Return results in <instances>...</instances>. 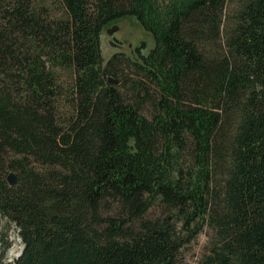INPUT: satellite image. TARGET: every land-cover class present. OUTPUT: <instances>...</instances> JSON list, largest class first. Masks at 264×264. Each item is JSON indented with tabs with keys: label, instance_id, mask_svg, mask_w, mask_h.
Listing matches in <instances>:
<instances>
[{
	"label": "trees",
	"instance_id": "trees-1",
	"mask_svg": "<svg viewBox=\"0 0 264 264\" xmlns=\"http://www.w3.org/2000/svg\"><path fill=\"white\" fill-rule=\"evenodd\" d=\"M125 16L154 45L103 64ZM202 233L191 264H264V0H0V264H187Z\"/></svg>",
	"mask_w": 264,
	"mask_h": 264
},
{
	"label": "rangeland",
	"instance_id": "rangeland-1",
	"mask_svg": "<svg viewBox=\"0 0 264 264\" xmlns=\"http://www.w3.org/2000/svg\"><path fill=\"white\" fill-rule=\"evenodd\" d=\"M153 45L154 40L151 33L146 31L133 16H125L108 22L103 26L100 35L103 64L116 52H123L130 58L137 60L139 59L137 49L140 50L141 54L146 55ZM8 239L11 241V247L6 253V261L12 262L22 246L13 223L8 229ZM206 241L207 236L202 233L187 247L185 252L187 264H191L190 262L202 252Z\"/></svg>",
	"mask_w": 264,
	"mask_h": 264
},
{
	"label": "water",
	"instance_id": "water-1",
	"mask_svg": "<svg viewBox=\"0 0 264 264\" xmlns=\"http://www.w3.org/2000/svg\"><path fill=\"white\" fill-rule=\"evenodd\" d=\"M6 180L8 182L9 185H14L16 183V180H15V175L12 171H10L8 174H7V177H6ZM22 250V249H21ZM21 253V251H20ZM20 253L17 255L19 256Z\"/></svg>",
	"mask_w": 264,
	"mask_h": 264
},
{
	"label": "built area",
	"instance_id": "built-area-1",
	"mask_svg": "<svg viewBox=\"0 0 264 264\" xmlns=\"http://www.w3.org/2000/svg\"><path fill=\"white\" fill-rule=\"evenodd\" d=\"M19 251H20V248H19ZM18 253H19V252H18ZM18 253H17V254H18ZM17 254H16V256H17ZM16 256H14V258H15Z\"/></svg>",
	"mask_w": 264,
	"mask_h": 264
}]
</instances>
